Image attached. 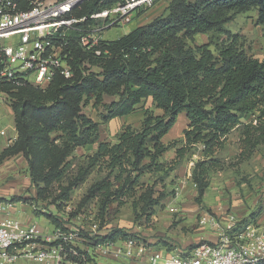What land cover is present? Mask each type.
Wrapping results in <instances>:
<instances>
[{"label": "trees", "instance_id": "obj_1", "mask_svg": "<svg viewBox=\"0 0 264 264\" xmlns=\"http://www.w3.org/2000/svg\"><path fill=\"white\" fill-rule=\"evenodd\" d=\"M19 2L22 10L28 8L27 0ZM111 5L88 0L75 9L72 17L88 18ZM251 11H256V25L264 26V0H170L163 15L91 48L80 42L91 21L76 25L59 39L72 71L70 79L55 73L44 89L0 83V91L8 95L16 131V139L0 153V164L22 156L35 189L29 200H51L56 210H62L72 192L96 171L100 177L87 188L77 211L94 202V218L101 229L112 211L125 204L130 205L135 222L151 220L174 194L167 188V180L168 186H173L174 172L196 154L199 157L194 161L190 182L195 188L193 201L202 207L209 176L220 164L230 132L242 127L245 157L264 145V59L248 56L238 42L239 36L227 29L235 16ZM209 34L225 39L215 44L214 50L210 43L194 47L186 43L197 35ZM105 98L111 101L105 103ZM148 100L162 114L143 110L139 126L123 127L112 143L99 142V124L82 112L86 104L94 102L103 108L100 119L106 123L134 114ZM181 114L187 120L182 137L164 144L162 139ZM249 116H255V125L242 123ZM94 145L90 155L79 157L85 165L74 163L78 148ZM171 149L172 161L161 162ZM147 175L145 182L142 179ZM10 201L19 202L20 198ZM174 214H178L177 209ZM44 216L55 230L68 231L57 219ZM235 217L240 229L257 223L263 215L246 223ZM77 235L78 240L67 245L77 252L76 256L66 254L69 264H96L98 246L129 240L139 243L141 239V244L146 243L145 237L119 228L104 235L78 231ZM156 244L170 247L167 241ZM195 247H188V251Z\"/></svg>", "mask_w": 264, "mask_h": 264}, {"label": "rangeland", "instance_id": "obj_2", "mask_svg": "<svg viewBox=\"0 0 264 264\" xmlns=\"http://www.w3.org/2000/svg\"><path fill=\"white\" fill-rule=\"evenodd\" d=\"M170 0H158L151 8L145 10L142 14L137 15V12L131 14V21L124 25L113 26L111 28H105L100 32H96L97 24H92V31L89 33V36L86 38V41L93 40H116L123 35L131 32L138 26H143L149 23L154 18L161 16L165 12V8ZM256 20V11L247 12L245 14H240L235 16V18L227 25L228 31L233 35H238L239 44L242 45L243 49L248 56L263 60L264 59V26H258L255 23ZM97 23L102 24V21H97ZM96 25V26H95ZM225 37L222 35L209 34V35H197L193 40H187L186 43L190 47L200 46L204 44H211L210 49L214 50V45L219 44ZM93 71L98 72L96 68ZM7 101V100H5ZM110 98H105V103H109ZM151 109L155 115H161L162 113L151 106L150 100L141 103L137 111L128 117L117 118L110 120L109 122H102L100 115L104 113L102 107H97L94 105V102H89L83 107V113L92 119L94 122L99 124V142H109L112 143L115 141V136L123 127L130 125L134 128L138 127L143 110ZM243 124L252 123L255 125V116H249L246 119L242 120ZM12 125L11 115H7L5 110H0V129L7 128ZM187 120L184 114H181L177 117L175 125L169 131L167 136L162 139L164 144H168L173 140L180 139L182 137V131L186 128ZM242 127H237L233 129L230 134L227 136L226 146L221 152L220 164L216 168L214 173H211L209 176V187L206 190V193L203 197L202 207L191 204L193 202L195 195V188L190 182L191 171L194 165V161L198 159V155H193L191 159H187L184 163L174 172L175 177L173 186H168L169 180L166 182L167 188L170 190L173 189L174 194L169 197L165 202L164 215L167 217H172V220L181 219V216L177 218L176 215L185 214L188 218L179 221L183 222L186 220H191V224L188 228L185 229L187 233L184 234V237L187 241L192 237L194 232H197L196 229L199 228L198 218L200 215H206L207 217H212L218 220L219 217L225 216L227 213H233L238 217L239 221L246 223L254 219L260 218L264 215V145L259 146L249 157L243 156L245 151V146L243 144V139L241 136ZM9 132V130L7 131ZM96 145L87 148V149H78L74 152L75 160L74 163L77 165H85V161L79 158L85 155H90L95 150ZM200 149V148H199ZM174 158V149L169 150L161 158V162L168 163ZM23 164L18 163V187L21 189V197L26 196L27 201L32 205V213L36 216L33 217L34 223L38 226L49 225V231L45 233L49 237L47 242L45 239H38V247L49 246L55 242L54 240V231L55 227L51 224L50 220L46 219L45 215H50L54 220L57 219V223L64 224L63 226L68 231H78L83 234L91 233L92 236L95 235H104L108 230L112 228L123 229L130 233H135L140 238H143V232L145 228H152L155 225V222L151 223V220L145 222L140 220L135 222L130 205L125 204L118 208L117 212L112 211L109 221L106 225L99 229L100 223L95 220V204L94 202L89 203L85 208L80 212L77 211V205L81 201L83 195L85 194L87 188L98 179L100 176L97 175L96 171L87 177L86 181L82 183L77 189H75L70 195V200L66 204H63L62 210H56V208L50 204L51 200L46 202H36L29 200L28 196H32L30 188L27 185H23V182L27 181L25 175L22 173L24 170L22 167ZM7 167V166H6ZM6 167L0 168V189L10 188L11 185L16 187L15 182L17 174H11L10 169ZM72 166L71 169H73ZM15 177V178H14ZM148 175L142 180L147 182ZM24 180V181H23ZM157 189H160L158 187ZM35 190V189H34ZM58 192H54L57 195ZM192 196V198H190ZM18 198V196H15ZM180 200H175L176 198ZM12 197L8 196L6 201L10 202ZM33 198V196L31 197ZM22 198L19 202H22ZM24 203V202H22ZM194 203V202H193ZM183 204V205H182ZM30 205V204H29ZM184 206L187 210H193V212H179L180 208ZM21 208L20 203L14 204V211ZM177 209L178 214L169 212V209ZM31 212L30 207L26 208ZM211 211V212H208ZM17 213V212H14ZM156 223L162 221L163 216ZM189 218V216H191ZM18 220L20 217L16 214L14 215ZM158 217V216H157ZM163 218V219H162ZM179 222H176L178 224ZM188 223V222H187ZM150 224V225H149ZM52 226V227H50ZM174 226V225H173ZM52 229V230H51ZM239 229V228H238ZM53 236V237H52ZM91 236V237H92ZM81 239V238H79ZM78 240V237L76 238ZM83 240V239H82ZM139 242H142L138 240ZM82 242V241H81ZM206 243L207 240H192L188 241L190 246L199 245L201 243ZM188 245V246H189ZM187 246V247H188ZM119 247H121L119 245ZM111 250V249H110ZM97 261L104 259L101 256H96ZM63 264H69L67 262H62ZM12 264H50V262L40 263L28 260L26 258H19Z\"/></svg>", "mask_w": 264, "mask_h": 264}, {"label": "built area", "instance_id": "obj_3", "mask_svg": "<svg viewBox=\"0 0 264 264\" xmlns=\"http://www.w3.org/2000/svg\"><path fill=\"white\" fill-rule=\"evenodd\" d=\"M85 1L88 0H27L28 8L22 10L19 0H0V83L15 87L28 84L44 89L55 73L70 79L72 71L59 43L67 31L90 20L86 35L80 42L87 48L97 46L102 40L86 41L92 24H97L96 32L127 24L132 13L145 11L158 0H97L100 5L107 2H112V5L88 18L72 17L75 9ZM97 21H102V24ZM0 98L8 101L5 92L0 91ZM170 212L174 213L176 209L170 208ZM198 223L200 226L210 223L219 228L221 236L213 244L201 243L182 256L172 255L162 264H264V215L257 223L240 229L232 213L218 220L201 217ZM54 232V240L59 243L39 248L38 239L48 242L49 237H41L34 226H23L13 217V204L0 201V264H12L22 257L34 262L63 264L67 253L76 256L77 252L71 247L67 249V245L77 238V232L59 229ZM134 246V241L129 240L124 244L125 250L118 248L113 251L110 245H103L95 251L101 257L111 253L120 255L124 251L126 256H130Z\"/></svg>", "mask_w": 264, "mask_h": 264}, {"label": "crops", "instance_id": "obj_4", "mask_svg": "<svg viewBox=\"0 0 264 264\" xmlns=\"http://www.w3.org/2000/svg\"><path fill=\"white\" fill-rule=\"evenodd\" d=\"M0 110H5L6 114L11 115V118H12V125L8 126L5 129L4 128L0 129V133L1 132L3 133V135H0V153H1L6 147L11 145L13 141L16 139V131H15L14 123H13V114H12L9 102L3 100L2 98H0ZM8 130L9 132H7ZM90 147L92 146L85 147L84 149H87ZM78 149H82V148H78ZM18 163L23 164L22 167L24 170L22 171V173L25 175L27 179V181L23 182V185L25 184L28 187H31L30 192L32 196L35 195V190L31 186L30 178L28 175L26 161L23 159L22 156L19 155V156L10 158L4 161L2 164H0V168L7 166L6 169H10L11 174L13 175L17 174L16 180L15 182H13L14 184H16V187H13L11 185L10 188L0 189V201H6V199H8V196L12 198L15 196H18V198L23 199L22 202H24V200H27L26 196L21 197V194H22L21 189L18 187V181H19L18 171H17ZM32 196H28V198H31ZM190 198H192V196ZM175 200L176 201L180 200V198L178 197ZM22 202H11L13 204V217L17 219L14 216L17 214L20 217V220L18 219L17 220L23 226L25 227L34 226L41 237L46 236L45 233L49 231L50 224L44 225V226H38L36 223H34L33 217L36 215L32 213V210H33L32 206L29 205L28 202H24V203ZM193 202H191V204H195ZM15 203L21 204V208L17 209L16 211H14ZM29 207H30L31 212L26 210V208H29ZM14 212H17V213H14ZM169 212H170V209H169ZM179 212L181 213L186 212V214H189L188 212H191L190 214L195 213L193 212V210H187L186 208H184V206L180 208ZM163 213L164 211H160L151 218V223L155 222V225H153L152 228L145 230V232L143 233V236L145 237L144 240L146 241V243L141 244L140 242L139 243L134 242L135 246L132 249V253L130 256H126L125 251L121 253L120 255H114L111 253L107 257H102L104 259H100L99 261L96 262V264H153V261L155 264H162L164 259L169 258L172 255H181L182 253L186 254L189 250L188 247H190L188 241L207 240L206 243L213 244L221 236L220 229L215 228L210 223H208L204 226H199V228L196 229L197 232L193 233L197 235H193L192 237H189L190 239L187 241V239L184 237V234L187 233L185 229L188 228V226L191 224V220L190 221L186 220L183 222H179V221L185 219V217L188 218V216L182 213L180 215H176L177 218L181 216V219H178V221L175 219V221H173L172 217H167ZM162 215H164L163 218L165 219L162 218L163 220L160 221V223H156L158 219L161 218L159 216H162ZM205 216L206 215L204 214L200 215L198 220L201 217H205ZM191 217L192 215L189 216V218ZM176 222H179V223L176 224ZM187 235H190V233H187ZM161 240L167 241L170 244V247H167V246L163 247L161 244H156L158 241H161ZM124 244L125 242H118L116 244L110 245V247L113 249V251L118 248H122V249L124 248L125 250L126 247H124ZM119 245L121 247H119ZM50 264H54V263L50 262Z\"/></svg>", "mask_w": 264, "mask_h": 264}]
</instances>
